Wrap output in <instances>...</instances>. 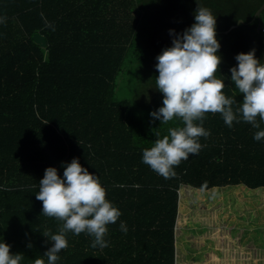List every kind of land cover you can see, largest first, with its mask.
Masks as SVG:
<instances>
[{
    "label": "trees",
    "instance_id": "obj_1",
    "mask_svg": "<svg viewBox=\"0 0 264 264\" xmlns=\"http://www.w3.org/2000/svg\"><path fill=\"white\" fill-rule=\"evenodd\" d=\"M199 2L216 16L222 91L242 102L229 69L253 48L264 61V8L255 15L264 0ZM197 7L196 0H0V240L23 253L20 264H33L51 246L42 233L61 229L63 221L44 215L35 193L47 167L62 176L61 164L74 157L99 176L122 215L107 225V247L68 231L56 264H178V256L179 264L264 261V227L261 238L253 237L256 227H224L217 238L214 229L194 233L177 223L183 185L264 188V139H253L259 129L243 120L230 128L220 113L208 112L203 126L210 135L199 137L201 149L174 166L175 175L165 178L142 162L155 134L179 122L149 115L162 106L155 57L171 45L169 29L182 33L194 22ZM34 33L44 36V47ZM128 69L137 81L133 97H119L118 79Z\"/></svg>",
    "mask_w": 264,
    "mask_h": 264
},
{
    "label": "clouds",
    "instance_id": "obj_2",
    "mask_svg": "<svg viewBox=\"0 0 264 264\" xmlns=\"http://www.w3.org/2000/svg\"><path fill=\"white\" fill-rule=\"evenodd\" d=\"M194 11V22L177 33L169 29L173 36L170 46L164 47L155 57L158 70L156 89L162 94V106L150 111L153 120L161 124L178 119L176 126L168 127L167 134L156 133L150 148H144L142 162L149 165L165 178L175 175L174 166L190 154H197L202 145L199 137H207L210 131L203 126L206 113H220L228 127L241 120L259 129L253 139H264V61L255 55V49L240 52L235 56L238 62L229 71L235 90L243 94L242 102L226 96L222 91L225 79L218 75L222 57L221 44L216 36V16L205 6ZM4 17H0V23ZM225 78V77H224ZM237 104L234 109L233 105ZM63 175L49 166L39 181L36 199L42 201V213L63 221L57 233H42L51 242L43 256L33 264H56L62 249L68 247L66 233L74 235L85 232L93 237V247H107L105 235L107 225L116 223L122 215L114 204L106 199V189L99 176L84 167L79 158L61 164ZM120 229L127 231L125 221H120ZM27 235V233H26ZM31 248V242L27 245ZM8 243L0 240V264H20L23 253H11ZM44 257L47 258L45 261Z\"/></svg>",
    "mask_w": 264,
    "mask_h": 264
},
{
    "label": "rangeland",
    "instance_id": "obj_3",
    "mask_svg": "<svg viewBox=\"0 0 264 264\" xmlns=\"http://www.w3.org/2000/svg\"><path fill=\"white\" fill-rule=\"evenodd\" d=\"M133 74V70L128 69L126 72H124L121 76H119L118 79V86L116 89L117 95L119 97H133V92H132V85H136L137 81H136V77ZM236 187H240V185H236V186H226L220 189L214 188L211 190H208V195L207 197H205V199H201V196L198 199H195L196 201L194 202V204L190 205L187 204V199L184 201L185 202V206L180 205L179 207V217H177V223L179 225L182 224V226L184 227H188L189 228V232H193L194 233H198V232H202V230H206L208 229V231L210 232L211 229H216V227H212L217 225L218 223L217 221V215L219 216V224H227V226L229 225V230L230 231H236V228L234 223H236L235 220H233L235 217H231V213L232 212H240L241 214H244V216L242 217H238V225L242 226V228L239 227V229H244L245 231H247V220L251 221V224L255 223V226L253 227L251 224V229L253 230L255 227V233L253 235V237L258 236V238H261L262 231H263V225H260L259 222V215L260 212H257L256 210H254L252 207L251 209L248 208V206H250V204L247 201H244L243 198V194H242V190L241 189H237V191L235 192V194L232 192ZM184 188H180V192L182 190L183 191ZM249 192H252V189L247 188ZM264 189V188H262ZM204 191H201V193H204ZM222 192V193H221ZM221 193V194H220ZM182 194V193H181ZM221 195H223V197H220ZM239 195V196H238ZM180 197V194H179ZM233 197V200H230ZM199 201V202H198ZM248 204V206H247ZM235 207V208H233ZM229 210V211H228ZM226 212L225 214H223L221 219V213ZM254 211L258 214H255ZM264 212V211H263ZM225 216V219H224ZM262 219L264 220V214L262 215ZM225 220V221H224ZM176 223V224H177ZM197 223H201L204 224L202 226H199ZM177 224V225H178ZM233 226V227H232ZM250 229V230H251ZM249 231V230H248ZM179 232V230H177V233ZM224 233V232H223ZM225 234V233H224ZM180 237L178 236L176 238V242L179 245L180 243ZM259 241V240H257ZM233 243H231L230 245H232ZM177 245V246H178ZM254 261V260H253ZM177 263H180V257L178 256L177 258ZM264 264L263 262H253L252 264Z\"/></svg>",
    "mask_w": 264,
    "mask_h": 264
},
{
    "label": "crops",
    "instance_id": "obj_4",
    "mask_svg": "<svg viewBox=\"0 0 264 264\" xmlns=\"http://www.w3.org/2000/svg\"><path fill=\"white\" fill-rule=\"evenodd\" d=\"M180 188H184L183 190H186V194L185 195H182V196L185 198V200L187 199L186 200L187 201V204H190V205L194 204V202L196 201L195 199H198L199 200L200 196H201V199H205V197H207L208 192H209L208 190H207L208 192L205 190L204 193H201V191H204V190L192 189V188H190L188 186H185V185L181 186ZM238 188H241L242 189V194L244 195L243 196L244 201H247L250 204V206H248V204H247L248 208L251 209V207H252L257 212H260V215H259L260 221L257 222V223H259L260 225H263V227H264V220L262 219V215L264 214V212H263L264 211V189H262V188H258V189H255V190L253 189L252 192H249V191H247L248 189L246 187L240 186V187H236L232 192L235 194V192L237 191ZM179 194H180V197H181L180 191H179ZM180 197H179V207H180ZM233 208H235V207H233ZM225 213H226L225 211L223 213H221V217H220L221 219H223L222 216ZM254 213L257 214L255 211H254ZM233 216L235 217L233 220L236 221V223H234V225H235L236 228H234V229H237V228L239 229V227L242 228V226L238 225L237 221H238V217H242V216H244V214H241L240 212H236V210H235V212H232L231 213V217H233ZM218 217L219 216L217 215V221L216 222L218 224L215 225V226H212V227H216V229L213 230L212 233L216 237L218 236L217 238L220 237V231L222 230V228H224V227H228L229 228V225L227 226V224H222L224 222H222V223L219 224V218ZM224 219H225V216H224ZM246 223H247V226L246 227H247L248 230L251 229V225L253 227L255 226V223L251 224V221H249V220H247ZM197 224L199 226L204 225V224H201V223H197ZM181 228H183V226H181ZM242 230L245 231L244 229H242ZM218 243L219 242H217L215 244H218Z\"/></svg>",
    "mask_w": 264,
    "mask_h": 264
},
{
    "label": "water",
    "instance_id": "obj_5",
    "mask_svg": "<svg viewBox=\"0 0 264 264\" xmlns=\"http://www.w3.org/2000/svg\"><path fill=\"white\" fill-rule=\"evenodd\" d=\"M264 8V2L262 3V5L256 10L255 15L259 16L260 12L263 10ZM258 28H259V24H258ZM33 40L41 45L42 47H44L46 45V40L44 38L43 35L39 34V33H34L32 36Z\"/></svg>",
    "mask_w": 264,
    "mask_h": 264
}]
</instances>
